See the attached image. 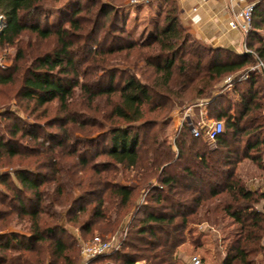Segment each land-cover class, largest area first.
Returning <instances> with one entry per match:
<instances>
[{
  "label": "trees",
  "instance_id": "trees-1",
  "mask_svg": "<svg viewBox=\"0 0 264 264\" xmlns=\"http://www.w3.org/2000/svg\"><path fill=\"white\" fill-rule=\"evenodd\" d=\"M57 1L0 0L7 23L0 50L26 33L56 42L29 66L19 50L16 66L0 72L1 86L22 81L14 100L36 115L32 123L12 117L0 130V166L16 163L0 177V264H77L64 219L82 234L108 236L126 218L121 249L92 264H177L182 247L201 245L194 227L227 218L239 230L222 264H256L264 255V191L251 190L237 168L250 160L264 172L263 72L246 80L245 92L232 82L239 103L209 99L222 79L264 65V0L243 55L193 38L174 0L143 40L126 30L121 5L86 0L54 24ZM207 100L209 117L224 125L215 143L194 139L186 125L176 141L163 135L176 108Z\"/></svg>",
  "mask_w": 264,
  "mask_h": 264
},
{
  "label": "rangeland",
  "instance_id": "rangeland-1",
  "mask_svg": "<svg viewBox=\"0 0 264 264\" xmlns=\"http://www.w3.org/2000/svg\"><path fill=\"white\" fill-rule=\"evenodd\" d=\"M102 2H113L114 4L121 7V17L122 20L126 22V30L131 32L134 35L136 40H143L146 38L148 28H153L154 25L159 21V16L161 13H164L170 8L169 5H172V1L166 3L165 8L163 9L162 4L157 7L154 6V3L150 4H134L135 1L140 0H101ZM85 4L86 0H60L57 1L54 5V10L56 13L51 15V22L54 24L58 23L63 14H71L73 10L77 7V3ZM61 12V13H58ZM124 18V19H123ZM44 20V17H42ZM152 31V30H151ZM262 38L264 39V33H260ZM126 36V35H125ZM56 45L55 39H51L48 41H41L35 35L26 33L22 36L19 43L14 47H5L0 50V72L10 71L14 66H16L17 56L19 54V50H22L25 55H27L26 61L22 63H26L27 66L31 63V60L38 56L39 54L50 52L54 49ZM207 48H210L204 45ZM245 54L244 48L243 53ZM230 55V54H229ZM228 55H223V59H226ZM233 58V57H232ZM21 64V63H19ZM258 64L250 65L245 70L248 72L250 69H253ZM247 73V72H246ZM262 72L256 71L249 73V77L252 74ZM242 72L239 74L230 75L224 79H222L214 89L212 94V98L209 99L212 101L214 98L222 99V96L225 98H229L232 104L239 103L240 97L239 94L234 91V86H240L239 90L242 92L246 91L248 85L246 81H242ZM264 75V72H263ZM118 81L121 78V74H117ZM237 79L236 85H229L228 79ZM234 80H232L233 82ZM244 84V85H242ZM258 92L260 98V104L263 106L262 109V119L261 122L264 124V79L261 78L258 84ZM22 90V81L19 79L14 84L1 86L0 85V114H3L4 117H0V130L4 131L13 122L15 119L12 117H17L19 122H28L32 123L35 121L36 115H30V112H26L25 107L27 106V102H23L21 100L15 101L14 96L16 94H20ZM207 100V101H209ZM195 102L196 104L199 103ZM193 103L185 105L183 108H176L170 115L167 125L164 126L162 130L163 135L170 138L171 141H176L177 137L183 130V127L187 125V117H191L193 122L197 120H201V111L194 107ZM56 104L51 107L54 109ZM188 109H190L188 111ZM210 112L213 111L212 108L209 109ZM199 112V113H198ZM204 118H210L209 115L206 117L207 110L203 111ZM199 115V116H198ZM52 117V113L48 114L46 119L39 120L42 123L47 122L49 118ZM203 118V117H202ZM6 128V129H5ZM191 132V131H190ZM192 134V133H191ZM193 136V135H192ZM194 138V137H193ZM198 139V138H194ZM85 147H82V149ZM95 150L92 149L91 153H94ZM104 159V158H103ZM101 160V159H99ZM262 162L264 164V155H262ZM16 165V163H14ZM13 162H9L7 159H3L1 161L0 166V177L5 173H11L14 171ZM238 174L244 181L247 183L249 188H253V190L264 191V172L258 169L250 160H243L242 163L238 166ZM128 177V178H127ZM132 175L127 174L125 179H121L123 184H127L129 179H131ZM130 222V219H125L122 227L114 235L103 236L99 233H95L94 235H85L80 232L78 228L74 226L72 222L67 223L64 219L62 221L63 226L66 228L67 236L65 238L67 244H72L74 251L76 252V256L78 257L77 264H80L82 261L81 249L84 243L89 242L92 237L100 236L104 239H112L117 237L118 240L122 241L126 237L127 226ZM193 238L199 239L201 241V245L199 247L192 245L191 243L184 247L183 254L181 253L178 257L177 264H191V261L194 257H197L201 260V264H222V260L225 255L226 247L229 242L234 238L237 231L239 230V226L235 225L232 220L227 218L221 226L219 227H211L208 224H202L200 226L194 227L193 229ZM264 255L259 256L256 261V264H264ZM109 261H104L102 264H110ZM111 262V261H110ZM114 264V262H111ZM115 264H120L115 263ZM137 264H146L145 262H139Z\"/></svg>",
  "mask_w": 264,
  "mask_h": 264
},
{
  "label": "crops",
  "instance_id": "crops-1",
  "mask_svg": "<svg viewBox=\"0 0 264 264\" xmlns=\"http://www.w3.org/2000/svg\"><path fill=\"white\" fill-rule=\"evenodd\" d=\"M174 1L178 9L181 26L186 29L193 38L201 44L213 49H223L237 55L243 53L244 35L230 28V23L234 14L240 9L242 4H238L235 0ZM161 4L164 9L166 0L154 2V6L157 5V7ZM207 104H209V101H200L194 104V107L201 111L200 113L203 117H201V120L195 121V124L213 120L211 118H204L202 111L206 109ZM205 115L207 117V112ZM190 118L191 117H189V119ZM190 121H192V119H190ZM250 189L253 190V188ZM184 247L181 248L182 254Z\"/></svg>",
  "mask_w": 264,
  "mask_h": 264
},
{
  "label": "built area",
  "instance_id": "built-area-1",
  "mask_svg": "<svg viewBox=\"0 0 264 264\" xmlns=\"http://www.w3.org/2000/svg\"><path fill=\"white\" fill-rule=\"evenodd\" d=\"M158 0H140L135 1L134 4H150ZM238 4H242L240 9L234 14L230 23V28L237 30L244 35V52L248 53L246 47V36L253 30V16L256 6L261 0H235ZM7 23L3 17H0V33L6 27ZM264 72V65L258 62V65L250 69L249 72L242 75V81L249 79L251 72ZM232 78L228 79L229 85H232ZM190 109H188L189 111ZM187 125L194 138L204 139L210 143H215L217 138L224 132V125L217 120H210L203 123L195 124L190 121L189 117ZM122 242L114 237L112 239H104L100 236L93 237L89 242L84 243L81 249L82 261L80 264H92L94 261L108 257L118 252L122 247ZM191 264H201V260L194 257Z\"/></svg>",
  "mask_w": 264,
  "mask_h": 264
}]
</instances>
